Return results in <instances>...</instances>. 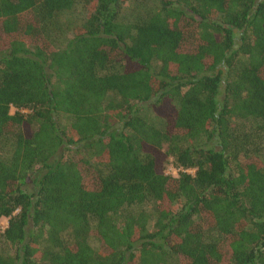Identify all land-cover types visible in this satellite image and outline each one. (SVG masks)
I'll return each instance as SVG.
<instances>
[{
  "label": "trees",
  "instance_id": "1",
  "mask_svg": "<svg viewBox=\"0 0 264 264\" xmlns=\"http://www.w3.org/2000/svg\"><path fill=\"white\" fill-rule=\"evenodd\" d=\"M0 264H264V0H0Z\"/></svg>",
  "mask_w": 264,
  "mask_h": 264
},
{
  "label": "rangeland",
  "instance_id": "2",
  "mask_svg": "<svg viewBox=\"0 0 264 264\" xmlns=\"http://www.w3.org/2000/svg\"><path fill=\"white\" fill-rule=\"evenodd\" d=\"M139 2L138 1H132V2H127L121 5L122 8V13H129L132 10H136V7L138 6ZM72 15V14H71ZM70 14H63L60 17V38L59 40H57L58 44L63 43L64 42V38H68L69 33H70V29H71V20L73 19L72 17L74 15L71 16ZM72 18V19H71ZM165 171L166 173H170L172 175H176L175 170L172 168V166L167 162L165 165ZM151 222V220H150ZM1 225L4 226L5 225V220H1ZM93 244H95L93 242Z\"/></svg>",
  "mask_w": 264,
  "mask_h": 264
}]
</instances>
